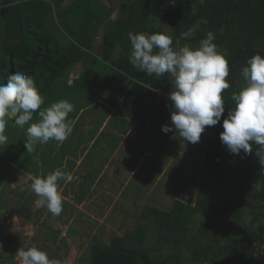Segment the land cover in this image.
<instances>
[{
  "label": "trees",
  "instance_id": "16d2710c",
  "mask_svg": "<svg viewBox=\"0 0 264 264\" xmlns=\"http://www.w3.org/2000/svg\"><path fill=\"white\" fill-rule=\"evenodd\" d=\"M66 1L0 0V83L6 85L9 75L22 71L34 79L44 100L29 124L39 122L38 112L58 102L59 95L70 101V94L94 71L98 78L108 77L110 71L118 75L112 89L115 99L123 97L121 108L136 93L142 97L140 106L144 105L163 77L138 72L129 63V32L166 34L177 51L185 44L197 48L212 32L213 43L229 65L230 87L222 93L225 112L219 124L207 126L203 168L207 179L195 205L176 201L171 209L144 206L132 231L112 236L109 243L91 239L87 264H264V254L253 256L254 243L264 248V168L255 156L258 146L253 145L252 155L241 151L236 156L220 140L223 119L235 107L231 95L244 86L242 67L256 54L264 57V0H118V8L114 0H105L109 5L101 0ZM189 29L195 30L194 35L181 39V33ZM99 34L103 44L97 55L92 47ZM79 61L86 66L69 85L70 73ZM99 61L102 68H96ZM110 80L109 76L103 82L108 90ZM126 112L134 116L138 109ZM28 126L20 128L9 119L5 134L14 150L18 149V130L24 139ZM38 144V152L47 148L42 158L43 165H49V147ZM19 153L37 160V153ZM82 199L83 193L78 196ZM247 213L250 218L245 223ZM196 216L205 220L199 222ZM230 232L238 237L229 238ZM50 234L49 239L59 236Z\"/></svg>",
  "mask_w": 264,
  "mask_h": 264
},
{
  "label": "crops",
  "instance_id": "0c3cea01",
  "mask_svg": "<svg viewBox=\"0 0 264 264\" xmlns=\"http://www.w3.org/2000/svg\"><path fill=\"white\" fill-rule=\"evenodd\" d=\"M97 44L98 41H95L93 46ZM101 50L102 46L99 48L100 52ZM100 52H97V55ZM118 52L119 50L114 52L113 59L117 58ZM85 66V62H77L70 73V77L74 75L72 79H77ZM109 76L110 81H112L109 84L111 90H108L107 86L102 83V89H94L93 93L88 96L87 102L83 100L82 95L79 100L80 104H75L71 100L72 95L70 96L69 102L74 106V110L69 113L67 122H70L73 131L62 145H49V174L50 171L55 170L69 174L75 164H81V166L89 169L84 176H74L73 182L80 181L76 185L77 191L74 196L78 205L87 202L96 194L99 197L98 201L102 202L101 206L106 208L110 201L101 198L106 194V191L111 194L110 200L114 196L123 199L132 197L134 208V211L130 213L132 216L128 214L129 212H123L125 210L122 209L123 206H117L116 213V205L109 207V213L104 212L103 208H100L101 206L99 209L94 205L88 207L91 216L98 220L106 215L108 220L105 222L109 223L110 230H114L113 226L117 225L115 229L119 232L124 229V225L137 223L136 217L141 214V209L144 206L171 209L176 201L195 205L197 193L203 184H206L207 179V173L203 171V168L206 138L209 133L206 126L200 141L191 144L184 141L175 131L167 134L161 131L162 125L171 126L172 102L168 97L172 90L166 87L169 86L173 89V79L170 82L166 76H163L160 87L153 91L152 96L144 105L140 106L142 97H138L136 93L129 97L126 105L121 108L120 103L123 97L115 99L112 89L115 84L117 85L113 79L117 80L118 75L114 71H110ZM108 77L101 79L104 82ZM99 91H101L102 96H97ZM85 96L86 94H84ZM127 109H138V112L136 115L130 116L126 112ZM83 112L90 114L84 115ZM92 112H94L93 117ZM31 176L32 174L28 175V177ZM64 180H60L58 189L61 187L63 196L67 197L72 194L73 186ZM141 186V192L137 194ZM81 193H83V199L78 200ZM22 197L19 199L22 200ZM136 200L143 201V205H138ZM30 201L31 196L29 195L23 203ZM139 206L141 208H138ZM66 208L64 206L65 211ZM93 208L98 211L93 213ZM3 211L4 206L1 207L0 213ZM68 212L69 214L73 212L76 219L82 216L80 213H74L73 210ZM20 216L18 214L14 216L17 224L20 222ZM119 216L122 218L118 219ZM27 228L28 226L25 227L24 235H28L27 240L31 241L34 226L31 224L30 228ZM0 229V262L19 264L15 257L18 251L13 250L15 245L12 246V244L21 243L19 239L23 241L25 238L17 237L19 229L15 223H0ZM49 231L50 233L52 231L60 233L54 228ZM70 232L77 233L76 230L69 229L67 234L70 235ZM72 235L71 238H74L75 235ZM4 239L10 243L7 248L3 245ZM3 250H8L10 258H6V255L1 253ZM67 252L65 250L49 251L52 254L50 260L59 261L60 264L62 263L61 257ZM241 252L245 253V251ZM1 254L4 256L2 257Z\"/></svg>",
  "mask_w": 264,
  "mask_h": 264
},
{
  "label": "clouds",
  "instance_id": "9594fccd",
  "mask_svg": "<svg viewBox=\"0 0 264 264\" xmlns=\"http://www.w3.org/2000/svg\"><path fill=\"white\" fill-rule=\"evenodd\" d=\"M194 29L181 33V39H189ZM131 43L129 63L138 71L148 76H171L173 90L168 99L171 105V126L162 125L165 134L175 131L184 141L196 144L206 126L220 123L225 112L222 93L230 87L227 82L229 65L225 55L217 50L213 43L215 37L208 32L197 48L185 44L178 51L172 47L170 36L163 33L145 35L128 33ZM244 86L238 93L231 95L235 107L230 109L223 119L221 143L226 150L239 156H255L264 168V57L254 55L241 69ZM8 83H0V145L8 142L6 128L9 119L24 128L26 124L27 151H34L38 143L50 140L64 142L72 133L69 113L74 106L67 100L53 103L39 111V122L30 123L33 115L44 103L34 79L22 71L8 76ZM71 181L70 174L55 170L46 177H34L31 190L38 197L37 205L45 206L53 216L63 211V197L58 190V181ZM19 264H59L49 259L46 252L35 246L27 250L19 249L15 256ZM3 264V262H0Z\"/></svg>",
  "mask_w": 264,
  "mask_h": 264
},
{
  "label": "rangeland",
  "instance_id": "374dc122",
  "mask_svg": "<svg viewBox=\"0 0 264 264\" xmlns=\"http://www.w3.org/2000/svg\"><path fill=\"white\" fill-rule=\"evenodd\" d=\"M70 1L71 0H67L66 3ZM101 1L109 5L105 0H101ZM118 2H119L118 0H114L112 3L113 6H116L118 8L119 6ZM97 41H98L97 44L98 47L97 45L92 47V51L96 53L100 52L99 48L103 44L101 34H99ZM96 68H102L101 61H99L96 64ZM165 76L166 79L168 78L170 80V82L172 81L171 76H167V75ZM73 77L74 75H71V77L69 76V85H71L72 82L74 81V79H72ZM98 77L99 76H96L94 71L91 77L87 79L86 82L85 81L82 82L83 88L79 87L76 91L70 94V96L72 95L71 100L74 101L75 104H80L79 100L83 95V100L87 102L88 96L93 93L94 89L95 90L102 89L103 87L104 83L101 77L100 78ZM166 88L169 90H173L169 86H167ZM84 94H86L85 97ZM97 96H102L101 91L98 92ZM58 97L60 99L59 101H61L63 100L62 97L64 96L63 94H61ZM52 104L53 103H51V105ZM88 114L90 113H86L84 115H88ZM93 116H94V112H92V117ZM24 130L26 131V128ZM17 133H19L20 135L19 137H17V145L15 144L18 147L17 150H14L12 146V142L10 141H8L6 144L0 145V209L2 206H4V211L0 213V223H10V224L15 223V225L18 226L19 229L17 237L25 238V240L23 241L22 239H19V242L21 243L15 242L12 244V246L15 245L13 248L14 251L15 250L18 251L21 248L27 250L28 248L35 246L39 250L46 252L47 255L49 256V259H51L52 254L49 253V251L65 250L68 252L61 257L60 261L62 263L60 264H87V257H88L87 249L92 238L95 237L104 243H109L111 241L110 239L112 238V236L115 235L118 237H122L126 229H128V231H126L125 234L127 232H130V230H132L133 223L124 225V229L120 230L119 232H117L115 229L117 225L113 226L114 230H110L109 223L105 222V220H108L106 215L103 218H99L98 220H96L95 217L91 216V212L88 210V207H93L94 205L97 206V209H99V207L102 204V202L98 201L99 197H97L96 194L93 196V198H90L87 202L83 203L82 205H78V203L74 199V196L77 191L76 185H78L80 181L73 182L75 180L74 176L75 175L84 176L86 172L89 171L88 168L81 166V164L80 165L75 164L73 169L70 170L69 174L73 177L71 181H68L66 179L64 180V182L72 184L74 193L72 192L70 196L64 197L61 187L58 189L63 197V201H62L63 211H65L64 206L67 207L64 213L63 211L61 212V214L63 213L62 215H60L59 217L53 216L45 206L37 205L36 201L38 197L31 190L30 184L34 177L44 178L49 174L47 172L49 169V165H43L44 162L42 158L45 157L44 152L47 150V148L45 150L38 152L39 144L35 145L34 151H29V152L30 155L37 153L38 155L37 160L35 159V161H33L32 159H28L26 155L19 153V152H25V153L27 152L25 145H23V143L27 140V135H25L23 139L22 131L18 130ZM62 143L57 142L55 140H50L46 144L47 147H49V145L52 144L62 145ZM173 169H175V167H173ZM29 174H32V176L28 177ZM139 188L140 191H138L137 194H140L142 186ZM29 195L31 196V201L27 203H23L25 198H28ZM20 197H22V200L19 199ZM101 198L106 201H110L106 208L102 206L100 207L103 208L102 210L104 212L107 211V213H109V207L116 205L115 213L117 212V206H123L122 209H125L123 212H127V213L129 212L128 214L132 216V214H130L131 212L134 211L132 204L133 201L132 197L123 199L120 198L119 196H114L112 200H110L109 198H111V194L108 191H106V194H104ZM136 201L138 202L137 203L138 205L140 206L143 205L142 204L143 201L140 200H136ZM140 206L138 208H141ZM97 209L93 208L92 209L93 213H96L98 211ZM69 210H73L74 213H80L82 216H80L79 219H76V216H73V212L69 214L68 212ZM16 214H18L19 216L21 215L19 217L20 222L18 224L14 217ZM121 218L122 216L118 217V219ZM249 218L250 215L246 214L245 223L248 222ZM195 219L198 220L199 222H202L205 220V217H201L200 219L199 216H196ZM130 220L132 221V219ZM93 221H95V223H93ZM31 224H33L34 226L33 228L34 234L31 236L32 238L31 241H28L27 240L29 238L28 235H24L25 227L28 226L27 229H29ZM205 226H207V224H205ZM52 228H54L55 231L57 232L60 231V233H58L59 236L57 238L55 237L49 239L51 235L49 230H51ZM69 229L76 230L77 233L70 232L69 233L70 235H68L67 233ZM72 234L75 235L74 238H71L73 237ZM197 235L199 236L198 238L201 237L200 234ZM237 237H238L237 234H235L234 236L233 232H230L229 238L235 239ZM47 239L48 241H46ZM220 242L221 244H224L225 240L223 239ZM3 245L5 248H7L10 245V243L4 239ZM1 253H4V255H6L5 256L6 258H10V256L8 255V250L6 251L3 250L1 251ZM4 255L1 254L2 257Z\"/></svg>",
  "mask_w": 264,
  "mask_h": 264
},
{
  "label": "built area",
  "instance_id": "2783aa9c",
  "mask_svg": "<svg viewBox=\"0 0 264 264\" xmlns=\"http://www.w3.org/2000/svg\"><path fill=\"white\" fill-rule=\"evenodd\" d=\"M253 246H254V251H253L254 257H258V256H261L264 254V248H263V246H261L260 243H258V242L254 243ZM205 264H213V263L207 262Z\"/></svg>",
  "mask_w": 264,
  "mask_h": 264
}]
</instances>
